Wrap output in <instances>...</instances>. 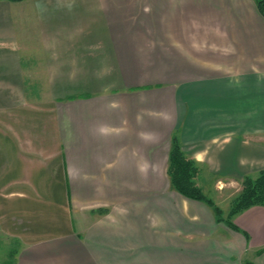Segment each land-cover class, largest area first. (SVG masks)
<instances>
[{
    "label": "crops",
    "instance_id": "0c3cea01",
    "mask_svg": "<svg viewBox=\"0 0 264 264\" xmlns=\"http://www.w3.org/2000/svg\"><path fill=\"white\" fill-rule=\"evenodd\" d=\"M262 169L254 0H0V264H264Z\"/></svg>",
    "mask_w": 264,
    "mask_h": 264
},
{
    "label": "trees",
    "instance_id": "16d2710c",
    "mask_svg": "<svg viewBox=\"0 0 264 264\" xmlns=\"http://www.w3.org/2000/svg\"><path fill=\"white\" fill-rule=\"evenodd\" d=\"M18 1V0H12ZM259 13L264 17V0H254ZM168 174L173 187L183 196L191 199L202 200L212 206L215 214L220 217L221 210L207 197L196 184L194 178L197 167L194 160L188 158L182 151L175 135L172 136L171 148L168 157ZM252 205L264 206V169L254 177L245 176L242 179V188L232 199L230 211L225 221L235 227L230 217Z\"/></svg>",
    "mask_w": 264,
    "mask_h": 264
},
{
    "label": "rangeland",
    "instance_id": "374dc122",
    "mask_svg": "<svg viewBox=\"0 0 264 264\" xmlns=\"http://www.w3.org/2000/svg\"><path fill=\"white\" fill-rule=\"evenodd\" d=\"M196 167H197V166H196ZM197 172H198V168H197ZM225 191H226V190H225ZM225 191H223V193L229 192V193H226L225 195L230 194V191H228V190H227L226 192H225ZM207 193H208V192H207ZM223 193H222V194H223ZM2 242H3V240L0 238V244H3V243H4V242H3V243H2ZM5 244H6V243H5ZM0 255H1V253H0Z\"/></svg>",
    "mask_w": 264,
    "mask_h": 264
}]
</instances>
